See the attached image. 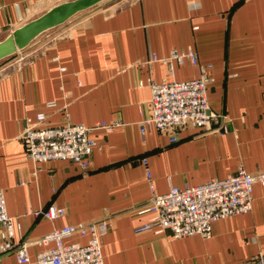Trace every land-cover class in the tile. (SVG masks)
Returning a JSON list of instances; mask_svg holds the SVG:
<instances>
[{"label":"crops","instance_id":"0c3cea01","mask_svg":"<svg viewBox=\"0 0 264 264\" xmlns=\"http://www.w3.org/2000/svg\"><path fill=\"white\" fill-rule=\"evenodd\" d=\"M58 1L0 0V40ZM188 48L198 65H210L207 104L229 119L228 131L183 128L175 143L153 127L142 134L140 122L151 114L150 83L200 74L185 61L173 64L168 76L166 65L150 59ZM30 49V65L9 63L0 70V190L16 242L107 219L103 264H250L264 253L259 185L251 211L212 223L207 239L135 232L150 218L137 211L152 191L163 195L170 186L225 179L238 166L248 173L264 168V0L106 2ZM39 113L49 126L115 125L89 133L97 145L84 173L68 161L36 164L25 156L19 135L25 120ZM51 205L65 214L51 221L35 215ZM85 241L73 235L64 243ZM53 246H31V262ZM0 264L19 263L3 255Z\"/></svg>","mask_w":264,"mask_h":264},{"label":"built area","instance_id":"2783aa9c","mask_svg":"<svg viewBox=\"0 0 264 264\" xmlns=\"http://www.w3.org/2000/svg\"><path fill=\"white\" fill-rule=\"evenodd\" d=\"M33 55V52H18L13 64L17 69L24 64L30 65L34 60ZM150 60V63L161 62L166 65L168 76L172 75L173 64L182 65L185 61L198 66L200 74L187 81L164 79L159 83H150L151 114L140 122L142 134L153 127L161 135L169 137L170 143H175L177 132L183 128L199 130L200 134L228 131L229 119L211 111L207 104V86L213 81L208 73L210 65H198L197 56L190 48L179 53L172 51L166 59L152 57ZM138 86H142V83L139 82ZM114 125L101 123L87 127L65 123L49 126L45 122V115L39 113L34 119L25 120L19 139L25 156L34 163L68 161L85 173L97 145L89 138V133L96 129L110 132ZM142 163L145 164L144 159ZM147 177L150 178L149 173ZM255 185L264 187V168L248 173L238 166L235 173L225 179H211L200 185H186L183 188L170 186L163 195L152 191L149 199L137 211L139 215L149 213L150 218L135 232L167 234L172 239L192 236L207 239L211 235L212 223L251 211ZM64 214V209L53 205L35 213L50 221ZM109 229L107 219H101L66 225L33 241L16 242L14 218L7 214L4 195L0 190V256L12 255L19 264H103L102 239ZM73 235L84 238L85 243H64L65 239ZM49 243L54 246L37 252L31 262L29 248ZM251 260L250 264H264V253L260 251Z\"/></svg>","mask_w":264,"mask_h":264},{"label":"water","instance_id":"95a60500","mask_svg":"<svg viewBox=\"0 0 264 264\" xmlns=\"http://www.w3.org/2000/svg\"><path fill=\"white\" fill-rule=\"evenodd\" d=\"M110 0H69L55 4L38 17L14 29L0 40V62L30 46L41 34L57 28L72 18L94 11ZM77 17V18H78Z\"/></svg>","mask_w":264,"mask_h":264},{"label":"rangeland","instance_id":"374dc122","mask_svg":"<svg viewBox=\"0 0 264 264\" xmlns=\"http://www.w3.org/2000/svg\"><path fill=\"white\" fill-rule=\"evenodd\" d=\"M64 1H69V0H60V1H58L57 3H56V2H55V3L58 4V3H61V2H64ZM115 1H116V0H110L109 2H115ZM45 10H47V8H45ZM45 10L37 12V13L35 14L34 18H36V17H38L39 15H41L43 12H45ZM77 17H78V16H77ZM77 17L72 18L71 20H69L68 22H66V23L63 24V25H66L67 23H69L70 21H73V20L76 19ZM61 28H62V25L59 26V27H57V28L51 29V30H49V31H47V32H45V33H43V34H41V35L38 36L33 42H31V44H30L29 47H27L26 49H24V50H22V51H20V52H21L22 54L28 52L29 50H31L30 48H31L33 45L39 43L40 41H41V42H42V41H46L47 39L53 37L56 33L59 32V30H60ZM47 35H49V36L47 37ZM16 57H17V54L14 55V56H12V57H10V58H7V59L1 61V62H0V70H1L3 67H5L6 65H8L9 63H13V61H14V59H15Z\"/></svg>","mask_w":264,"mask_h":264}]
</instances>
